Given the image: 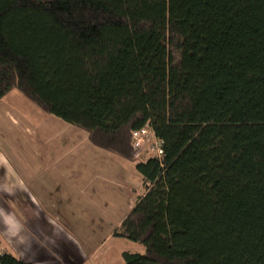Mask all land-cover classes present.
I'll list each match as a JSON object with an SVG mask.
<instances>
[{"label": "trees", "instance_id": "obj_1", "mask_svg": "<svg viewBox=\"0 0 264 264\" xmlns=\"http://www.w3.org/2000/svg\"><path fill=\"white\" fill-rule=\"evenodd\" d=\"M13 90L136 163L125 264H264V0H0ZM147 123L164 153L139 160Z\"/></svg>", "mask_w": 264, "mask_h": 264}, {"label": "crops", "instance_id": "obj_2", "mask_svg": "<svg viewBox=\"0 0 264 264\" xmlns=\"http://www.w3.org/2000/svg\"><path fill=\"white\" fill-rule=\"evenodd\" d=\"M11 95L31 109L30 120L39 116L32 122L40 126L14 140L0 134L2 253L34 264H125L124 251L143 252L114 236L145 192L136 164L93 145L86 131L41 114L22 94ZM125 173L138 181L141 175L143 191L104 209L103 200L114 206L111 196L124 192ZM8 216L19 223L24 244L6 228Z\"/></svg>", "mask_w": 264, "mask_h": 264}, {"label": "rangeland", "instance_id": "obj_3", "mask_svg": "<svg viewBox=\"0 0 264 264\" xmlns=\"http://www.w3.org/2000/svg\"><path fill=\"white\" fill-rule=\"evenodd\" d=\"M11 93L22 94L17 90H13L12 92H10L8 94V96H6L2 100H0V134L6 133L12 138V140H14L15 137H17L19 135V133L23 134V135H24V133H27L28 135H33L35 133V129L40 125L36 124V122L33 123L32 119L34 118L35 121H37L39 116H37V119L35 117H33L30 120V113L28 110H31V109H29L18 98L11 95ZM27 100H28V102H30V104L32 106L33 103L29 99H27ZM36 108H38V110H40L38 112L46 115V113L44 111H42L39 107L36 106ZM49 116H52V115H49ZM26 148H28V147H26ZM154 156H155V154L153 152H150L149 154L144 153L140 157H138V159L139 160H145L149 157H154ZM123 176L124 177L122 178V181L120 182L121 187L124 190V192L121 193L123 196L119 195V194L115 195V196H111L112 198H114V200L117 203V204L114 203V206H112L110 204H109L110 205L109 206L108 204H106L108 200H103L104 209L111 210L112 207L117 208L118 206H123L124 202L126 200H128L130 197L133 199L136 194H139L140 192L143 191V186H142V183L140 182L141 175H139L140 176L139 181L136 178V175H135V178L127 175L126 173ZM125 242H126L125 244H131L130 246H128V245L125 246L126 249L128 248V249H131L132 251H134L135 249L143 248V251H144V247L139 243H135L133 241H125ZM138 251H140V250H138ZM2 252H3V249L0 248V254Z\"/></svg>", "mask_w": 264, "mask_h": 264}, {"label": "built area", "instance_id": "obj_4", "mask_svg": "<svg viewBox=\"0 0 264 264\" xmlns=\"http://www.w3.org/2000/svg\"><path fill=\"white\" fill-rule=\"evenodd\" d=\"M132 146L137 157L142 154L153 152L156 157L164 153L163 142L156 136L150 124H146L141 129L133 131Z\"/></svg>", "mask_w": 264, "mask_h": 264}, {"label": "clouds", "instance_id": "obj_5", "mask_svg": "<svg viewBox=\"0 0 264 264\" xmlns=\"http://www.w3.org/2000/svg\"><path fill=\"white\" fill-rule=\"evenodd\" d=\"M4 224L13 238L18 239L20 244L25 243L24 237L20 235L21 227L18 222L14 221L11 217L8 216L5 217Z\"/></svg>", "mask_w": 264, "mask_h": 264}]
</instances>
